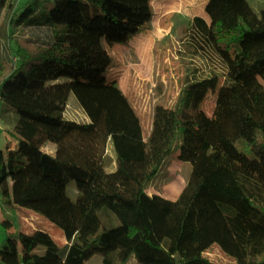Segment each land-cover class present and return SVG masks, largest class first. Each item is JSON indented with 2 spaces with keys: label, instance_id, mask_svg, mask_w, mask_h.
I'll return each mask as SVG.
<instances>
[{
  "label": "trees",
  "instance_id": "obj_1",
  "mask_svg": "<svg viewBox=\"0 0 264 264\" xmlns=\"http://www.w3.org/2000/svg\"><path fill=\"white\" fill-rule=\"evenodd\" d=\"M17 1L0 0V111L16 116L0 149V203L38 213L66 242L38 227L10 232L4 219L0 264H84L93 254L101 264H217L205 255L212 245L233 264H264V9L206 0L204 15L181 30L176 53L189 61L176 101L155 104L144 138L131 101L115 78H99L104 61L93 55L101 36L129 43L150 6L49 0L47 8L31 0L17 13ZM211 56L222 72L195 65ZM207 83L214 105L185 185L175 199L149 195L187 140L191 93ZM71 94L87 121L64 116Z\"/></svg>",
  "mask_w": 264,
  "mask_h": 264
},
{
  "label": "rangeland",
  "instance_id": "obj_2",
  "mask_svg": "<svg viewBox=\"0 0 264 264\" xmlns=\"http://www.w3.org/2000/svg\"><path fill=\"white\" fill-rule=\"evenodd\" d=\"M30 1L18 0L17 13H20ZM247 1L255 12L264 9V0ZM205 2L206 0H146V2L143 0L142 5L150 6L151 13L143 17L144 19L140 23L141 33L137 40L132 39L131 45L129 43L108 44L104 40V36H101L96 43L93 57L104 61L103 64L99 65V69L103 71L99 78L103 80L115 78L118 85L122 87V91L131 101L136 113L143 118L144 122L150 118L152 120L155 104L173 106L175 103L186 74L185 62L189 61L188 57L184 60L178 58L176 53L178 46L176 43L178 38L181 37L182 28L189 23L191 18L195 15H204ZM40 3L41 5H46L47 8L52 6V1L49 0H40ZM163 29L169 30L168 35L171 38L170 48L155 51L154 46L151 45V36L153 33H158V31L163 32ZM1 30L2 27L0 29V38L2 39ZM162 38L163 36L159 39ZM115 57H120L121 59L115 61L113 59ZM194 60L195 65L200 67L204 74L212 69L219 71V73L223 71L222 64L215 60L213 56L209 58L208 64L204 57ZM219 73H217L216 82L220 81ZM189 101V108L185 117L188 124L187 140L183 148L177 151V154L163 163L161 172L151 181L147 192H158L172 198L176 194L178 195L186 183L194 153L202 139L204 127L213 109L214 83L204 84L194 90L190 95ZM65 114L78 121L85 120V114L72 94L69 96ZM9 130H12V124L7 125V132ZM144 130H146L145 124ZM7 132L4 130L0 134L2 148L5 146L4 141L6 140L5 134ZM13 142L10 139L9 144L13 145ZM238 147L245 154L252 156L246 145L243 146L238 143ZM109 154L113 157V153ZM110 159L113 160V158ZM114 166L113 162V164L107 166V169L110 170ZM66 192L71 199L74 200L76 198L77 193L74 181L69 180L67 182ZM21 209L25 210L31 217V219L29 217L26 218H28V222L33 223V226L47 231L57 242H61L64 238L62 230L41 215L27 208L21 207ZM21 215V210L13 209L12 206L0 203V231L5 235L4 226L1 224L3 218L11 220L13 222L12 229H14ZM100 217L107 225H110V222L116 223V221L106 218L102 213H100ZM32 219L33 221L31 222ZM24 230L27 232L31 231V229ZM43 250V247H39L37 252L42 253ZM205 255L217 264H233V260L222 253L216 245H212ZM101 260L102 256L100 254H93L84 264H101ZM127 264L140 263L131 259Z\"/></svg>",
  "mask_w": 264,
  "mask_h": 264
},
{
  "label": "crops",
  "instance_id": "obj_3",
  "mask_svg": "<svg viewBox=\"0 0 264 264\" xmlns=\"http://www.w3.org/2000/svg\"><path fill=\"white\" fill-rule=\"evenodd\" d=\"M164 31L163 32H159L158 31V33L156 32V33H153L152 34V36H151V39H152V43H151V45L152 46H154V50L156 51V50H160V49H169L170 48V45H171V38L169 37V30L167 31L166 29H163ZM140 33L141 32H139L137 35H135L134 37H133V39H135V40H137L138 39V36L140 35ZM155 34V35H154ZM154 36V37H153ZM157 36H158V38H157ZM163 36V38L162 39H159V38H161ZM168 38H170V39H168ZM100 39V38H99ZM99 39H98V41H99ZM97 41V42H98ZM132 40L129 42V44L131 45L132 44ZM179 43H180V37L178 38V42L176 43L177 44V46L179 47ZM118 45V44H117ZM178 49V48H177ZM176 49V50H177ZM115 61H117V60H120L121 58L120 57H115V58H113ZM95 60H99V59H95ZM101 60V59H100ZM113 60V61H114ZM116 80V79H115ZM118 83V82H117ZM122 88V87H121ZM64 116L67 118V119H70V120H77V119H74L73 117H68V116H66V114H64ZM140 118V120H141V123H142V135H143V137L145 138L146 136H147V134L149 133V130H150V128H151V122H152V120H151V118L148 120V121H146V122H144V120H143V118L140 116L139 117ZM0 134H1V132L2 131H4V130H6L7 129V125L9 126V125H14V123H15V120H16V116L14 115V113H13V111L12 110H9V109H6V108H4L3 110H2V112L0 111ZM5 121V123H4V121ZM88 120V118H87V116L85 115V120H82V121H87ZM144 124H145V126H146V130H144ZM145 132H147V133H145ZM5 139H6V136H5ZM7 140V139H6ZM6 140L4 141V143L6 144ZM4 144V145H5ZM1 145H2V141L0 140V149L2 148L1 147ZM47 149H49V151L50 150H52V148L51 147H47ZM109 153H112V149H111V146L110 145H108V147H107V155H109V157L110 158H113L112 157V155H110ZM175 154H177V152L175 153ZM174 154V155H175ZM173 155V156H174ZM114 159V158H113ZM112 164H113V162H112ZM114 169V167L113 168H111L110 170H113ZM181 191V190H180ZM146 192H147V190H146ZM149 195H152V194H157L156 192L155 193H151V192H147ZM179 194V193H178ZM158 195H160V196H162V197H164V198H168V199H175L178 195L176 194L174 197H167V196H164V195H162L161 193H158ZM9 206H12V208L14 209V208H16V209H18V210H21V217L19 218V221L16 223V226L14 227V229H12V227H13V222L11 221V220H9V219H7V218H3L2 220H1V223H2V221L4 220V219H7V220H9L10 222H11V224H12V226L8 229V231H10V232H12V231H14V230H23V231H26V230H24V229H35V228H37V227H35V226H33V223H30V222H28V218H26V217H29V219H31V217L28 215V213L25 211V210H23V209H21V207L20 206H13V205H9ZM33 221V219L31 220V222ZM4 232H5V234H6V231L4 230ZM27 232V231H26ZM4 238H5V235L3 234V232L2 231H0V244H1V242L4 240ZM66 242V240H65V238H63L62 240H61V242H59V243H61V244H63V243H65Z\"/></svg>",
  "mask_w": 264,
  "mask_h": 264
}]
</instances>
